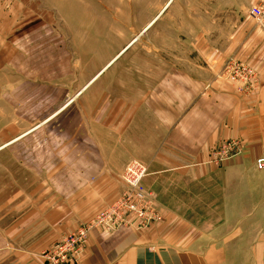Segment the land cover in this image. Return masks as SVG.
<instances>
[{"label":"crops","instance_id":"obj_1","mask_svg":"<svg viewBox=\"0 0 264 264\" xmlns=\"http://www.w3.org/2000/svg\"><path fill=\"white\" fill-rule=\"evenodd\" d=\"M261 1L191 0L188 26L178 18L175 38L161 48L148 41L146 71L134 75L135 87L103 92L95 118L81 106L49 129L39 157L49 198L59 204L44 207L45 234L30 231L25 245L16 242L18 233L0 228V264H50L41 259L44 249L113 203L126 188L125 165L137 159L148 166L143 184L161 218L147 228L130 217L131 224L110 231L91 229L73 264H264V171L255 168L264 155V23L249 13ZM214 11L221 18L199 22V12L209 17ZM221 25L227 26L225 45L201 32ZM186 45L192 52H184ZM226 55L258 69L255 90L247 93L242 81L221 76ZM228 139L240 141L239 155L211 162V152Z\"/></svg>","mask_w":264,"mask_h":264},{"label":"rangeland","instance_id":"obj_2","mask_svg":"<svg viewBox=\"0 0 264 264\" xmlns=\"http://www.w3.org/2000/svg\"><path fill=\"white\" fill-rule=\"evenodd\" d=\"M190 1L0 0V228L18 233L19 245L29 242L30 231L35 230L39 237L45 234L44 207L59 204L58 199L49 198L50 186L43 180L39 154L40 142L48 138L49 129L68 122L69 113L81 106L89 119L95 118L105 100L103 92L117 90L119 84L135 87L134 75L146 71L148 41L161 48L175 38L178 18H184L183 24L188 26ZM161 12L153 27L145 31ZM221 16L219 11L209 17L199 12L198 20L204 24ZM188 31L191 29H184ZM202 31L213 33L212 38L223 45L228 39L227 26H206ZM129 44L82 93L102 67ZM184 52L192 49L186 45ZM229 60L243 62L226 55L221 60V76H225ZM249 67V75L257 77L258 69ZM138 82L141 87L147 84L143 79ZM246 88L247 93L255 90V80ZM61 109L56 118L20 137ZM33 210L35 215L30 212ZM52 245L44 249L41 259Z\"/></svg>","mask_w":264,"mask_h":264},{"label":"built area","instance_id":"obj_3","mask_svg":"<svg viewBox=\"0 0 264 264\" xmlns=\"http://www.w3.org/2000/svg\"><path fill=\"white\" fill-rule=\"evenodd\" d=\"M249 13L256 21L264 23V0L252 6ZM250 71L251 67L243 62L229 60L225 76L232 81H242V88H246V84L254 80L257 86L258 76L249 75ZM252 78L254 80H251ZM240 152V141L228 139L211 152L210 161L221 165L234 156H238ZM255 168L264 171V155L256 158ZM148 173V166L142 160L130 161L122 173V181L126 188L115 202L100 212L95 219L66 234L60 241L52 245V249L44 256L45 262L50 264L76 263L91 232L90 230L95 227L110 231L120 224H131L129 218L134 217L139 221L138 227L147 228L154 221L159 220L161 215L154 199V193L143 184V179Z\"/></svg>","mask_w":264,"mask_h":264},{"label":"bare ground","instance_id":"obj_4","mask_svg":"<svg viewBox=\"0 0 264 264\" xmlns=\"http://www.w3.org/2000/svg\"><path fill=\"white\" fill-rule=\"evenodd\" d=\"M129 46V45H128ZM123 51V50H122ZM121 53V52H120ZM113 60H115V58L113 59ZM113 60L111 61V62H109V64H111L112 62H113ZM108 65V64H107ZM102 73V72H101ZM100 75V73L95 77V79L98 77ZM87 86V85H86ZM89 86V85H88ZM87 86V87H88ZM83 89H85V88H83ZM6 145V144H5Z\"/></svg>","mask_w":264,"mask_h":264}]
</instances>
